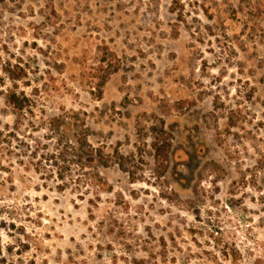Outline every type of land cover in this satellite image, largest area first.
<instances>
[{"label":"rangeland","instance_id":"374dc122","mask_svg":"<svg viewBox=\"0 0 264 264\" xmlns=\"http://www.w3.org/2000/svg\"><path fill=\"white\" fill-rule=\"evenodd\" d=\"M234 260L264 264V0H0V264Z\"/></svg>","mask_w":264,"mask_h":264},{"label":"trees","instance_id":"16d2710c","mask_svg":"<svg viewBox=\"0 0 264 264\" xmlns=\"http://www.w3.org/2000/svg\"><path fill=\"white\" fill-rule=\"evenodd\" d=\"M105 84H106V80L104 79L102 80L99 86L101 91L104 88ZM6 103L12 109L15 116L20 117L24 114L25 111H27L29 101L24 96L17 95L16 93H10L9 95L6 96ZM77 121L79 122L80 120H78L76 117L66 115L65 117L52 121V125L59 129L60 127H62V125L73 126ZM161 162H163L162 158H161ZM234 262L235 264H238V260H234Z\"/></svg>","mask_w":264,"mask_h":264}]
</instances>
